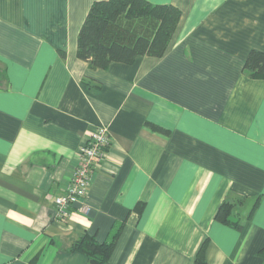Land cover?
<instances>
[{
	"label": "crops",
	"instance_id": "0c3cea01",
	"mask_svg": "<svg viewBox=\"0 0 264 264\" xmlns=\"http://www.w3.org/2000/svg\"><path fill=\"white\" fill-rule=\"evenodd\" d=\"M94 1L0 0V264H87L70 245L119 224L110 264H194L204 243L205 264H264V78L243 69L264 53V0H146L181 12L164 55L90 69ZM100 126L90 211L55 220Z\"/></svg>",
	"mask_w": 264,
	"mask_h": 264
},
{
	"label": "trees",
	"instance_id": "16d2710c",
	"mask_svg": "<svg viewBox=\"0 0 264 264\" xmlns=\"http://www.w3.org/2000/svg\"><path fill=\"white\" fill-rule=\"evenodd\" d=\"M180 16V10L170 4L146 0L94 1L78 33L76 57L87 62L90 69H106L111 63L131 64L140 56L162 57ZM243 69L251 78H264V53L251 51ZM231 208L222 203L216 218L240 228V224L228 218ZM120 230L119 224L104 242L84 233L70 245V250L85 254L87 264H110ZM204 246L205 243L194 264H205Z\"/></svg>",
	"mask_w": 264,
	"mask_h": 264
},
{
	"label": "built area",
	"instance_id": "2783aa9c",
	"mask_svg": "<svg viewBox=\"0 0 264 264\" xmlns=\"http://www.w3.org/2000/svg\"><path fill=\"white\" fill-rule=\"evenodd\" d=\"M109 131L106 126H100L89 133L88 140L79 147V162L74 170L71 182L63 195L54 199L55 220H66L71 214V205L79 202L78 212L87 214L90 206L86 203L88 189L92 179L94 168L105 157L109 148Z\"/></svg>",
	"mask_w": 264,
	"mask_h": 264
}]
</instances>
